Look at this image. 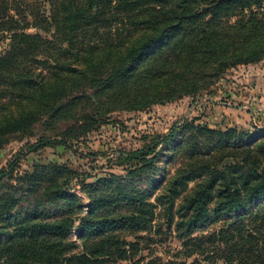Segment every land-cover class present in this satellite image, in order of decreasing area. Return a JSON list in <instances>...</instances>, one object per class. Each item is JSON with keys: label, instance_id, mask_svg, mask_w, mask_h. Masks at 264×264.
Listing matches in <instances>:
<instances>
[{"label": "trees", "instance_id": "obj_1", "mask_svg": "<svg viewBox=\"0 0 264 264\" xmlns=\"http://www.w3.org/2000/svg\"><path fill=\"white\" fill-rule=\"evenodd\" d=\"M47 4L48 16L36 2L0 0V39L7 42L0 52V149L40 124L56 135L38 143L58 134L79 138L103 113L197 97L226 71L264 61V0ZM68 121L71 128L60 133ZM191 129L170 156L180 160L175 174L147 190L132 176L100 179L86 186L84 211L52 168H43V177L1 171L0 264H140L154 242L138 234L162 227L160 217L180 243L166 264H264V143L223 141L233 130ZM157 157L134 159L143 168Z\"/></svg>", "mask_w": 264, "mask_h": 264}, {"label": "rangeland", "instance_id": "obj_2", "mask_svg": "<svg viewBox=\"0 0 264 264\" xmlns=\"http://www.w3.org/2000/svg\"><path fill=\"white\" fill-rule=\"evenodd\" d=\"M28 1L36 2L39 11L49 15V0ZM34 8L26 10L28 17L36 10ZM36 32L35 29L28 31ZM6 43L0 39V52ZM93 121L89 132L79 138L58 134L57 138L38 143V137L56 135L47 131L44 124L38 125L29 137H13L0 149V172L11 171L12 177L16 178L35 171L40 176L43 168H52L51 173L59 182L68 180L64 188L80 198L84 211L89 205L86 186L100 179L132 176L135 187L147 190L153 180L160 181L175 174L180 160L169 162L170 156L192 133V125L221 133L233 130L223 138L225 142L238 145L264 143V61L226 71L200 96L184 97L145 110L103 113ZM72 124L68 121L60 125L59 132L65 133ZM156 154V160L143 168L142 163L134 159L142 155L151 159ZM3 179V184L11 183L8 177ZM159 221L163 223L162 227L155 224V228L138 234L154 242L144 249V260L140 264H146L151 258L157 259L158 264H166L175 259L173 255L180 248L175 233L165 229L163 217ZM76 236L77 231L73 229L70 239L78 244ZM134 240L126 237V241ZM144 242H139L140 247L146 245ZM102 264L130 262L115 260Z\"/></svg>", "mask_w": 264, "mask_h": 264}]
</instances>
